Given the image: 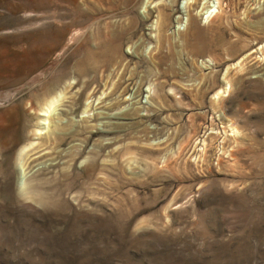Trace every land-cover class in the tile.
I'll return each instance as SVG.
<instances>
[{"label": "rangeland", "instance_id": "obj_1", "mask_svg": "<svg viewBox=\"0 0 264 264\" xmlns=\"http://www.w3.org/2000/svg\"><path fill=\"white\" fill-rule=\"evenodd\" d=\"M0 264H264V0H0Z\"/></svg>", "mask_w": 264, "mask_h": 264}, {"label": "built area", "instance_id": "obj_2", "mask_svg": "<svg viewBox=\"0 0 264 264\" xmlns=\"http://www.w3.org/2000/svg\"><path fill=\"white\" fill-rule=\"evenodd\" d=\"M211 11H212V12H211V13H212L211 15H214V13H215L214 10H211Z\"/></svg>", "mask_w": 264, "mask_h": 264}]
</instances>
